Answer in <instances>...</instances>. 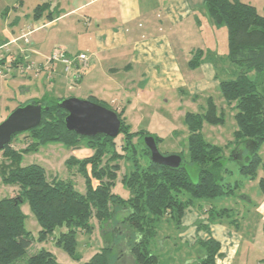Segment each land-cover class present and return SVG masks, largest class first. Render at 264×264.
Returning <instances> with one entry per match:
<instances>
[{"label": "trees", "instance_id": "16d2710c", "mask_svg": "<svg viewBox=\"0 0 264 264\" xmlns=\"http://www.w3.org/2000/svg\"><path fill=\"white\" fill-rule=\"evenodd\" d=\"M203 5L212 23L224 25L227 30V58L235 65L236 71L234 78L220 81L219 86L225 103L234 112L236 122L233 140L229 144L236 147L233 155L240 173L253 179L261 161L258 148L264 143V7L260 13L255 6L241 0H203ZM45 11L50 12V3L36 5L34 18L38 19ZM49 15L47 17L51 20ZM13 59L9 64L12 67L31 62ZM7 61L3 59L2 62L8 65ZM37 65L39 70L44 69L43 62ZM189 65L194 67L197 62L189 61ZM23 70L25 74L26 70ZM63 98L46 96L29 100L48 107L40 124L24 132L27 133L25 148L20 151L13 148L12 142L17 134L0 151L3 157L0 179L15 188V194L0 198V264H20L32 242L31 234L24 226L23 202L28 203L39 224L38 240L44 241L60 229L53 237L55 243L77 261L80 255L76 251V233L91 232V219L94 218L105 228L106 244L84 264H115L117 258H111V255L116 247L120 248L118 258L124 257L127 252L134 264H160L159 256L152 251V246L158 242L160 225L173 223L180 228L189 207L199 205L201 201L234 195L237 182L224 181V175L229 172L223 161L224 148L205 141L201 133L204 122L217 125L224 121L223 112L212 97L207 98L203 113L187 112L184 116L188 131V159L197 167L195 182L190 180L180 153H175L182 158L178 168L152 162L143 138L150 135L158 145L159 137L146 130L131 131V125L123 117V110L111 109L122 121L119 135L122 134L124 145L121 147L132 152L139 148V155L145 160L141 163L135 155L129 171L121 179L128 189L127 197L113 192L121 168L117 161L121 155L116 149V137H85L66 130L63 122L66 112L58 106ZM88 99L108 108L94 96ZM21 105L23 103L17 107ZM135 137L141 142L135 143ZM48 142H60L71 152L82 146L92 151L83 159L71 156L66 161L69 168L77 166L82 175L85 182L83 193L75 190L69 179L51 178L39 164L21 165L24 153L36 152ZM91 178L97 180L96 185ZM258 187L264 195V175L258 179ZM117 210L123 214L114 222ZM202 211L222 218L231 216L233 210L222 207L217 211L210 207ZM199 245L202 254L194 264H215L219 243L208 238L200 241ZM23 264L62 263L53 253L42 248L24 259Z\"/></svg>", "mask_w": 264, "mask_h": 264}, {"label": "rangeland", "instance_id": "374dc122", "mask_svg": "<svg viewBox=\"0 0 264 264\" xmlns=\"http://www.w3.org/2000/svg\"><path fill=\"white\" fill-rule=\"evenodd\" d=\"M44 1L47 0H0V40L4 39L3 36H6L5 30L9 29L10 24L16 17L19 21V27L26 25L28 21H32L34 7ZM197 1L195 0L194 4ZM79 2L80 0H67L66 6L72 7ZM165 2L166 0H141V4L154 6L149 10V18L158 16L160 20H163V18L156 7L162 6ZM5 9L9 11L8 16H6ZM257 10L262 13V7H257ZM84 12L86 10L69 15L61 21L58 20L57 29L68 28L75 32L74 35L78 33L77 37L73 38L69 48L77 52L84 51L88 54L92 51L86 48L85 43L80 38L83 31H86L80 17ZM195 18L199 20V24L196 23ZM146 22L148 24H142L143 28L147 30L144 37L150 38L149 40L152 42L153 37L158 36L160 33H158L155 24L151 23L153 20ZM161 23L164 26L166 24L165 21ZM45 27H41L37 32L28 36V40L30 42L34 39L46 41L47 38H51L52 34L59 31L53 29L49 32ZM174 34H176L177 39L176 46L168 47L167 53L173 55L174 65L177 67L176 72L180 75L177 74L173 78L156 80L152 79V75H148L141 79L144 76L140 77L139 70L145 69L148 64L145 61L136 63L135 56L126 48L109 53H100L96 58L90 55L92 58L87 59L88 64H78L79 73H76L77 68L74 66L70 71H64V65L60 61H53L51 65H46L38 74L34 70H26L23 74L19 66L9 68L3 76H0V122L19 103L24 104L32 99H42L44 97L42 95L45 94L54 98H56L55 96H62L64 98L88 99L90 96H94L109 109H116L117 111L122 109L123 117L131 125V131L146 130L158 136L160 153L164 155L180 153L183 156L184 166L190 180L195 182L198 178L197 167L188 159V131L184 116L187 112L203 113L207 98L212 97L218 109L223 112L224 121L217 125L204 122L201 133L205 141L224 148L223 161L229 170L224 175V181L232 184L237 182L238 187L232 196H225L212 201H201L199 205L202 210L210 207H214L217 211L222 207L232 208L234 209V213H231L233 218L238 216L239 213V217L252 218V222L256 223L258 220L255 217L260 218V213L256 212V207L263 196L258 187V179L264 175V143L258 148L261 161L256 169L255 177L253 179L245 177L240 173L239 164L233 155L236 147L232 143L229 144L233 140V132L236 130L234 112L225 103L219 86L220 81L234 78L236 71L235 65L231 64L227 58L226 27L224 25H214L205 7L200 6L194 9V14H190L187 19L180 22L179 28ZM21 41L23 42V40ZM30 42L23 43L29 48L31 46ZM123 55L127 58L126 63L122 61ZM33 58L31 60L34 63L40 62L35 60L37 57ZM111 59L115 63H110L112 62ZM188 60L197 62V65L190 66ZM128 63H130L132 69L125 72L123 69ZM110 64L121 67L120 72L108 74ZM50 67H53L56 73H52L49 70ZM78 74L79 77H77ZM51 78H54V80L52 81ZM6 107L8 108L6 109ZM26 135L27 133H21L14 137L13 148L19 151L25 148ZM137 138L135 137L133 141L135 143L141 142ZM115 143L116 149L121 155L117 160L121 168L118 171V178L113 192L122 197H127L129 192L121 183V179L129 171L131 160L135 155L141 163H144L145 160L139 155V148L132 152L121 147L124 145L122 134L116 137ZM73 151L71 152L60 142H48L40 146L36 152L24 153L21 165L39 164L44 167L47 175L51 178L57 176L62 180L69 179L73 182L75 190L83 193L85 182L82 175L78 172L77 166L69 168L66 161H69L71 156L83 159L90 156L92 151L84 146L73 149ZM2 158L0 152V162ZM87 168L90 174V166L88 165ZM92 181L93 185L97 184L96 179ZM13 194H15V188L4 184L0 179V198ZM21 210L25 216L24 226L30 232L32 242L26 254L20 260V264H23L24 259L42 248L53 253L57 261L62 264H84L86 260L106 244L103 234L105 228L101 227L92 218L93 228L91 232L76 233V251L80 255V260L77 261L55 243L53 237L58 235L60 229H57L46 240L39 241L38 232L40 227L27 202L21 204ZM115 214L114 222L118 221L123 212L120 213V210H117ZM204 216L211 221L216 219V217L210 216L208 212ZM244 229L245 227L242 228L243 231ZM179 232L180 228L173 223H165L159 226L158 242L152 246V251L159 256L160 264H194L191 260L199 256L201 250H191L187 243L184 244L185 241L180 238ZM258 232L259 230L255 229L254 233L257 234ZM119 243L121 244V242ZM119 251L120 248L116 247L111 255V258H117L115 264H134L127 252L124 253V257L118 258ZM251 259L252 257L250 261Z\"/></svg>", "mask_w": 264, "mask_h": 264}, {"label": "crops", "instance_id": "0c3cea01", "mask_svg": "<svg viewBox=\"0 0 264 264\" xmlns=\"http://www.w3.org/2000/svg\"><path fill=\"white\" fill-rule=\"evenodd\" d=\"M194 1L166 0L162 6H155L163 18V20H160L158 16L149 18V10L154 6L150 7L147 4L145 5V3L141 4V0H80L78 4L72 7L66 6L67 0H47L43 3H50V12H43L38 19L33 16L32 21H28L26 25L20 27L16 17L10 24L9 29L5 30L6 36H3L4 39L0 40V47L6 45L7 53L11 57L21 59L23 62H33L31 59L37 57L35 60L40 61L39 63H42L44 56L51 54L56 48L63 49L67 56L85 54L88 60L92 57H98L100 53H109L126 48L135 56L136 63L145 61L148 64L145 69H138L140 77L144 76L141 79L148 75H152V79L156 80L173 78L179 73L176 72L175 59L172 54L167 53V48L172 45L176 46L177 39L174 33L179 28L180 22L187 19L190 14H194L195 8L204 6L203 0H198L196 4H194ZM241 1L256 8L262 7L263 9L264 7V0ZM84 10L86 12L80 17L86 31H83V35L80 38L85 43L86 48L92 51L88 54L84 51L77 52L69 48L73 38L77 37L78 33L74 35L75 32L68 28L57 29L58 20L61 21L69 15ZM5 11L6 16H8L9 11L7 9ZM48 14H50L51 20L47 17ZM148 20H153L151 23L155 24L158 33H160L158 36L153 37L154 40L152 42L149 40L150 38L144 37L147 30L143 28L142 24H148L146 22ZM162 21L166 22L165 26L161 23ZM195 21L199 24L197 18H195ZM44 26L49 32L53 29L59 31L56 34H52L51 38H47L46 41L34 39L32 42L29 41L31 43L29 48L25 46V42L21 41V34L30 29L32 30L29 34L30 36ZM128 51L126 52L128 53ZM152 53L154 54L152 55ZM126 59L125 55H123L122 61L124 63L127 62ZM87 61L85 64H88ZM110 63H115V61ZM110 65L108 74L120 72L121 67L114 64ZM78 66H74L77 68L76 73L79 71ZM131 67L130 63H128L123 70L128 72L132 69ZM49 70L52 73H56L53 67H50ZM51 80L53 81L54 78H51ZM42 96L50 95L45 94ZM73 152L75 153L76 151ZM232 210V213H234V209ZM256 212L260 213L259 219L255 217L258 220L256 223L252 222V218L239 217V213L235 218L224 216L210 222L204 216L200 205L191 206L186 210L181 221L179 236L185 241L184 244H188L191 250H200L199 242L208 238L217 241L220 248L215 257V264H264V195L256 207ZM244 227L243 231L242 228ZM255 229L259 230L257 234L254 233ZM199 253L200 256L202 253L201 251ZM197 258L191 261L194 263Z\"/></svg>", "mask_w": 264, "mask_h": 264}, {"label": "water", "instance_id": "95a60500", "mask_svg": "<svg viewBox=\"0 0 264 264\" xmlns=\"http://www.w3.org/2000/svg\"><path fill=\"white\" fill-rule=\"evenodd\" d=\"M58 106L66 112L63 120L66 130L79 136L104 135L115 138L122 130V121L115 111L89 99L66 97L58 102ZM47 109L46 105L27 102L10 111L0 122V151L12 141L14 135L38 126ZM143 141L150 152L152 162L173 169L181 166V156L160 153L152 136H145Z\"/></svg>", "mask_w": 264, "mask_h": 264}, {"label": "built area", "instance_id": "2783aa9c", "mask_svg": "<svg viewBox=\"0 0 264 264\" xmlns=\"http://www.w3.org/2000/svg\"><path fill=\"white\" fill-rule=\"evenodd\" d=\"M31 32H32V30L29 29L25 33L21 34V36H20V38L26 44L29 43L28 36H29V34ZM5 46L6 45H3V46L0 47V76H3L5 74V72H6V70H8L9 68L12 67L9 64L11 63L12 60H14L13 57H11L10 54L7 53V50L5 49ZM3 59H8L7 63H8L9 66L6 63L2 62ZM53 61H60L64 65V71L68 72V71L71 70V68L73 66H75V64L80 63L81 65H85V62L87 61V57H86L85 54H80V55H76V56H67L63 49L56 48L49 56H44V61H43L44 67L46 65H51V63ZM18 66H19L21 72L24 71L23 69H25V70H34V71H37V72L40 71L39 70L40 68H38V65L36 63L32 62V61L29 62V63H26L24 65L20 64Z\"/></svg>", "mask_w": 264, "mask_h": 264}]
</instances>
